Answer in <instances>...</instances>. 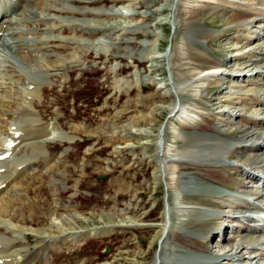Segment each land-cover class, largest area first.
<instances>
[{
    "label": "rangeland",
    "instance_id": "374dc122",
    "mask_svg": "<svg viewBox=\"0 0 264 264\" xmlns=\"http://www.w3.org/2000/svg\"><path fill=\"white\" fill-rule=\"evenodd\" d=\"M34 1L9 17L1 41L0 105L10 112L11 105L20 108V91L35 84L26 118L37 121L33 112L66 138L48 141L42 146L46 154L26 160V172L10 181L14 199L3 196L8 223L0 217V235L14 232L6 224L20 226L7 236L17 237L11 239L13 249L24 253L21 264H153L166 205L171 224L162 249L159 244V264L240 263L222 261L213 252L221 244L231 252L240 236L258 225L232 219L243 214L235 206L249 204L244 197L264 207V0ZM24 47L25 55L19 52ZM205 61L222 66L225 74L198 86L192 75ZM169 71L184 82L180 99L159 86ZM42 72L47 81L40 85ZM181 101L196 120L184 124L172 120L174 114L166 120L169 105ZM133 120L140 134L128 126ZM34 123L26 120L28 137L41 150L43 136L30 133ZM162 123L165 148L182 144L177 133L187 140L184 145L194 141L198 152L203 143L238 138L244 129L254 135L243 148L232 149L234 157L225 158L230 165L180 158L186 164H177L170 177L166 163L156 172L154 138ZM28 142L17 155L31 154ZM253 143L262 150L254 151ZM59 218L76 228L72 236L51 234ZM105 224H114V231L76 234ZM262 243L250 246L249 257L243 250L241 263L247 257L264 263ZM11 264H20L19 258Z\"/></svg>",
    "mask_w": 264,
    "mask_h": 264
},
{
    "label": "bare ground",
    "instance_id": "6f19581e",
    "mask_svg": "<svg viewBox=\"0 0 264 264\" xmlns=\"http://www.w3.org/2000/svg\"><path fill=\"white\" fill-rule=\"evenodd\" d=\"M175 1V0H174ZM216 1H220V0H192V3L194 2H203V3H213V2H216ZM223 1V0H221ZM37 1H34V0H31L30 3H35ZM180 0H178L177 3H179ZM27 2H25L24 4H26ZM29 4V3H28ZM35 6V5H34ZM190 9H191V6L190 5H187ZM33 7V6H31ZM39 8V7H38ZM248 11V10H247ZM2 12V10H0V13ZM10 15V14H9ZM8 15V16H9ZM7 16V15H6ZM4 16V14H2L0 16V23H3V24H6L5 21H4V18L6 17ZM3 21V22H2ZM2 24V25H3ZM7 26V25H6ZM1 27V26H0ZM37 49V48H36ZM36 52V51H35ZM152 52V51H151ZM150 55V54H149ZM148 56V54H147ZM146 56V57H147ZM154 56V55H153ZM23 59H28L26 56H24ZM263 59V58H262ZM30 63H34L36 64L37 66H41L42 67V64L37 61V60H33V59H28ZM264 61V59L262 60V62ZM40 64V65H39ZM213 63H211L210 61H205L204 62V65L206 66H202V67H197L199 69V72L192 75V78L194 77V79L196 78V85H202L206 83V81H208L209 77H216L217 75L221 76V75H224V70L222 71V66H211ZM252 64V63H251ZM249 64V66L251 65ZM45 65V64H43ZM203 65V63H202ZM46 66V65H45ZM196 68V67H195ZM264 68V67H263ZM194 70V69H193ZM170 75L168 74V78L167 79H162L160 82H159V86L161 87H164L168 92H169V95L172 93L173 95L175 94L176 96H178L179 98V95L181 93V87H182V84L184 82H181L179 81L177 78H175V75L171 74V72L169 71ZM189 73V72H188ZM193 74V73H192ZM230 74V73H229ZM228 74V75H229ZM172 75V77H171ZM231 75V74H230ZM183 78V77H182ZM31 79V78H30ZM29 79V80H30ZM36 79V78H35ZM159 81V80H158ZM171 86H170V85ZM35 85V84H34ZM37 86V85H36ZM170 87H173L175 89L174 92H172L171 88ZM197 87V86H196ZM173 89V90H174ZM37 90V89H36ZM36 90H28V89H23V93H25L26 95H32L34 97L35 93H36ZM198 90V89H197ZM22 92V91H20ZM37 94V93H36ZM171 94V95H172ZM21 95V94H20ZM21 97V96H20ZM36 97V95H35ZM173 98V96H172ZM24 99H28V97H24ZM180 99V98H179ZM22 100V99H21ZM177 102V101H176ZM21 104V103H20ZM3 105V104H2ZM23 108L21 109V111L19 112H15L13 113L12 115L11 114H8L6 111H4L2 109V112L0 114V117H4V115H6V118H3L4 121H5V127H4V130H1L0 131V154L3 153L4 151L8 150V149H11V152H14V149L16 148L15 145L12 146L11 148H7L5 146L6 142L9 140V139H12L14 141L17 140V137H15V133H17L19 130H21L23 132V127H18V123L17 122H12L15 120V118H19L21 116V118H23L24 122H27L29 123V121H35L31 116H29L28 118H26V103H25V100H23ZM4 106V105H3ZM0 107H2L0 105ZM19 107V106H18ZM31 107V106H30ZM17 108V107H16ZM28 108V107H27ZM168 114L167 116H170L171 114L173 116V119L172 120H178L180 122H184V124L186 123H190L193 119L196 120L195 118V113L192 112L184 102L181 101V104H175V103H172L171 105H169L168 107ZM14 114H17L15 117H13ZM31 114V113H30ZM167 116H166V120H167ZM135 121V120H133ZM133 121H130V123H128V126L130 128H133L132 130L138 132V134H140V127H138V125L136 124L137 121L133 122ZM166 123V122H165ZM165 123H162L161 126L159 127V131L155 134V138H154V148H155V152H154V155H155V161H156V164H157V168H159V170H157L156 172H163V167L161 166H164L162 164L166 163V169H164V172L165 174H169L170 177L173 175L174 173V169L176 167H178L177 164H186V160L191 162L193 161L194 159L195 160H202V161H207V163H216V164H220L222 163L221 165L223 164H228L230 165V161L228 162L226 159L227 158H233V152L232 149L233 148H236L238 146H241V148H243L246 144V142L248 140H251V137L254 135V134H250L246 129H244L242 131V133H244L245 135H241L240 137L238 138H226L224 137L225 139H228L224 142H214L213 144H211V142L208 143L205 142L203 143V145H205L204 149L201 151V152H198V151H195V144L193 143L194 141L192 142H189V144L187 145H184L185 143H188L187 140H183V137L177 133L176 134V137L178 139L181 140L182 144L177 146H173V145H169L170 148H165V137H164V132L162 133L163 129H164V126ZM32 126V124H30ZM35 125V124H34ZM33 125V126H34ZM137 125V126H136ZM30 127V126H29ZM124 130V128L126 126H121ZM27 128V127H26ZM31 128V127H30ZM33 130H30V133L31 131L33 133H35V138H39L43 136V138L40 140V141H43V142H48V141H54L56 140L57 138H66L64 136V134L57 128V127H53V125L49 126L48 127H45V126H35L32 128ZM28 130V129H27ZM165 131H166V128H165ZM2 132V133H1ZM143 132V131H142ZM241 132V131H240ZM31 133V134H33ZM30 135V134H29ZM131 135V134H130ZM165 135H166V132H165ZM25 136L26 133L24 134H20L18 136V139H20V141L24 138H26ZM124 136V135H122ZM28 137V136H27ZM32 135L30 136V138L28 137L27 139H32L31 138ZM34 138V139H35ZM124 138H126V140H130V136H124ZM262 138V137H261ZM61 140V139H60ZM224 140V139H223ZM26 141V140H25ZM38 142V141H37ZM39 143V142H38ZM262 143V142H261ZM26 144V143H25ZM244 146H243V145ZM23 145V144H22ZM29 146H31L32 150V156H34L36 158L37 155L40 154V152L42 150H40V148L36 145V143L34 142H30L29 143ZM185 146V147H184ZM252 148L254 151L256 150H259L261 149L262 150V144L260 145L257 144L255 146V144L253 143V145L251 144ZM247 147V146H246ZM4 148V149H3ZM26 148V146H25ZM238 149V148H237ZM197 152V153H196ZM14 154V153H13ZM12 155V154H11ZM196 155V157L194 156ZM217 158H216V156ZM209 156H215V158H210ZM12 157V156H11ZM258 156H255L254 158H256ZM260 157V156H259ZM180 158H185V159H182L183 161H181ZM226 158V159H225ZM15 161L17 164H20L24 161H26V153H24L22 155V157H19V158H15L14 156L12 157V159H2V161H0V168L1 167H4L2 166L3 164H5V168H6V164H8L10 166V164L12 163V161ZM30 160V159H29ZM4 161V162H3ZM212 161V162H211ZM2 162V163H1ZM185 162V163H184ZM193 163V162H192ZM206 163V164H207ZM195 162L192 164L194 165ZM239 166V165H238ZM161 167V168H160ZM168 167V168H167ZM6 170V169H5ZM1 171L0 172V184L1 183H4L8 176L10 174H12L14 171H11L9 172V170L7 171ZM176 172V171H175ZM243 173L247 175V177H249L250 179H253L255 177V175L253 173H251L250 171H247L245 169H243ZM173 177V176H172ZM15 180V179H14ZM260 180V179H259ZM8 185L6 184L5 185V188L4 189H1L0 192H6ZM11 194L9 193V196ZM4 198V197H3ZM7 199V198H6ZM9 200V199H8ZM1 201V200H0ZM8 202V201H7ZM6 203V202H4ZM247 204V203H246ZM7 208L5 206H3L1 203H0V217L2 218V223H8V220L5 221V216L4 213L6 214V210ZM5 210V211H4ZM170 207H168V205L165 206L164 210H163V215L165 212L168 213V219L167 221L163 218V223H162V231L163 229H166V232L171 224V222H169L171 220V213H170ZM3 212V214H1ZM237 218V217H236ZM236 218H232L233 220H237ZM76 219V218H75ZM58 223L57 222H53L52 226H55V228H53L51 230V234H57V233H67V234H73L74 229H76L74 226H64V223L62 222L61 218L58 219ZM125 221V220H124ZM249 221H253V219L250 218ZM256 221V220H255ZM123 221H121L120 223H122ZM11 224V223H10ZM9 224V225H10ZM66 225V224H65ZM251 225V224H250ZM253 225V224H252ZM256 230H257V226L256 225H253ZM16 228H19L20 229V226H16ZM172 227V226H171ZM253 227V228H254ZM252 228V229H253ZM114 224H105L103 226H94V227H90L88 230L87 228L86 229H80V230H76V234H86V235H104L106 233H109L110 231H114ZM250 229V232H251V228ZM255 230V229H254ZM12 231V230H11ZM14 231V230H13ZM36 233H43L41 231H36ZM166 232H165V236H166ZM249 231H247L246 234H243L240 236V238L238 239V241L236 243H234L232 245V248H231V252H229L228 250H225L226 247L224 244H221L220 246H218L217 248V251L216 252H213V254L216 256V258L222 260V261H228V262H242L243 260L241 259L243 257L242 255V252L243 250H246L245 253H248V257L250 255H252V251H250V249H252L254 245H258L260 244V242L263 240L264 242V236H261L260 234H251ZM257 232H261V230L258 229ZM264 235V234H263ZM53 236V235H52ZM12 239H0V264H11V262H13L14 258H17L14 254V252L16 251L17 254H19L20 252L22 251H17V250H11V246L10 245V242H11ZM14 241V239H13ZM165 241V238L162 239L160 242V247L162 249V242ZM165 246V245H164ZM250 246L252 248H250ZM257 247V246H256ZM255 248V247H254ZM249 249V250H248ZM161 252V251H160ZM160 252H158V255L154 257V261H153V264H156L157 262V257L159 256ZM212 254V255H213ZM161 255V254H160ZM160 259H161V256H159ZM246 258L244 259V262H251L250 261V258ZM7 258H10V261L7 259ZM169 260V259H168ZM242 260V261H241ZM160 260L158 259V263L159 264ZM169 262V261H168ZM170 263V262H169ZM166 264V262H165Z\"/></svg>",
    "mask_w": 264,
    "mask_h": 264
},
{
    "label": "water",
    "instance_id": "95a60500",
    "mask_svg": "<svg viewBox=\"0 0 264 264\" xmlns=\"http://www.w3.org/2000/svg\"><path fill=\"white\" fill-rule=\"evenodd\" d=\"M167 52V51H166ZM167 116V115H166ZM164 219L167 221V219H168V213L167 212H165L164 213ZM165 232H166V229H163V231L161 232V234H160V236L158 237V249H159V243H160V241L162 240V239H164L165 238ZM158 249H157V252H156V256L158 255ZM158 263V258H157V262H156V264Z\"/></svg>",
    "mask_w": 264,
    "mask_h": 264
}]
</instances>
